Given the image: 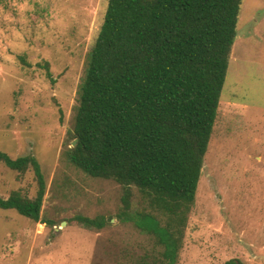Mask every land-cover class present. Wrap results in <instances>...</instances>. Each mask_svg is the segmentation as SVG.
<instances>
[{
	"label": "rangeland",
	"instance_id": "rangeland-1",
	"mask_svg": "<svg viewBox=\"0 0 264 264\" xmlns=\"http://www.w3.org/2000/svg\"><path fill=\"white\" fill-rule=\"evenodd\" d=\"M107 2L0 0V151L11 158L32 155L39 163L45 181L40 218L53 224L0 208V264H133L162 250L153 235L121 215V185L83 173L65 154ZM44 62L53 81L38 66ZM37 188L31 168L19 172L0 162L1 197L17 191L34 198ZM131 191L130 210L140 211L144 199L136 187ZM76 215L103 217L106 225L85 229ZM228 259L264 264V0L240 5L176 264Z\"/></svg>",
	"mask_w": 264,
	"mask_h": 264
},
{
	"label": "trees",
	"instance_id": "trees-1",
	"mask_svg": "<svg viewBox=\"0 0 264 264\" xmlns=\"http://www.w3.org/2000/svg\"><path fill=\"white\" fill-rule=\"evenodd\" d=\"M241 3L107 2L77 93L72 129L76 142L65 154L83 173L121 185V215L162 247L151 260L143 255L133 264L177 262L217 117ZM19 60L30 66L24 56ZM38 66L53 81L48 63ZM0 162L19 172L31 168L38 184L34 198L17 191L0 196V208L52 226L40 218L45 181L36 159L11 158L0 151ZM133 186L145 202L140 211L130 210ZM74 219L85 229L106 225L103 217ZM223 264L241 262L228 259Z\"/></svg>",
	"mask_w": 264,
	"mask_h": 264
},
{
	"label": "water",
	"instance_id": "water-1",
	"mask_svg": "<svg viewBox=\"0 0 264 264\" xmlns=\"http://www.w3.org/2000/svg\"><path fill=\"white\" fill-rule=\"evenodd\" d=\"M75 142H76V141L74 140V141H73V143H72V145H74V144H75ZM62 223H63V224H65L66 222L64 221V222H62Z\"/></svg>",
	"mask_w": 264,
	"mask_h": 264
}]
</instances>
